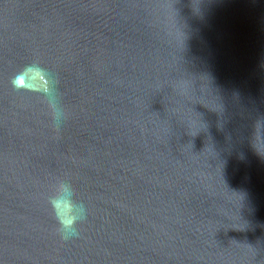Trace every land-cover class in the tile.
I'll use <instances>...</instances> for the list:
<instances>
[{"label":"water","instance_id":"95a60500","mask_svg":"<svg viewBox=\"0 0 264 264\" xmlns=\"http://www.w3.org/2000/svg\"><path fill=\"white\" fill-rule=\"evenodd\" d=\"M0 264H264V0H0Z\"/></svg>","mask_w":264,"mask_h":264},{"label":"clouds","instance_id":"9594fccd","mask_svg":"<svg viewBox=\"0 0 264 264\" xmlns=\"http://www.w3.org/2000/svg\"><path fill=\"white\" fill-rule=\"evenodd\" d=\"M17 91H29L40 95L46 103L52 125L59 130L67 118L59 92V80L49 69L39 62L26 64L10 80ZM48 203L58 224V233L64 240L79 235L78 225L87 218V208L76 199V191L71 182L58 181L56 190L48 198Z\"/></svg>","mask_w":264,"mask_h":264}]
</instances>
